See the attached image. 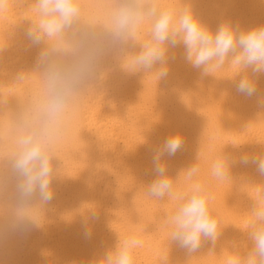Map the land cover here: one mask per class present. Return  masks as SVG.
<instances>
[{
    "label": "bare ground",
    "instance_id": "1",
    "mask_svg": "<svg viewBox=\"0 0 264 264\" xmlns=\"http://www.w3.org/2000/svg\"><path fill=\"white\" fill-rule=\"evenodd\" d=\"M78 2L81 16L66 39L75 45L87 34L89 42L54 58L72 66L88 54L89 45L101 52L95 76L80 88L72 119L55 146L54 196L45 205L39 203L38 193L28 200L21 197L10 162L18 150L22 117L45 90L43 65L38 63L44 45H31L25 35L38 19L35 0H6L0 9V264H89L114 246L118 236L132 233L142 241L134 264H226L230 255H243L250 245L246 212L254 202L239 193V186L244 180L259 183L264 177L254 167L237 164L234 184L213 179L209 168L220 152L239 157L262 150L264 107L256 97L236 93L228 67L202 77L184 61L182 47L169 50V57L175 58H169V74L162 80L153 72L125 74L117 61L120 49L138 51L149 38L150 23L143 25L134 44L115 45L106 29L117 0ZM161 2L180 7L184 0ZM194 8L213 29L224 19L241 28L264 23V0H194ZM21 74L23 78H18ZM259 87L264 92V77ZM174 131L184 134L185 143L175 156L165 157L168 172L175 177L197 162L198 179L212 197L210 209L222 232L215 246L205 240L195 252L175 243L169 246L164 220L178 201L152 198L143 186L154 178L144 139L156 146ZM233 143L243 148L234 149ZM98 164L104 170H98ZM187 191L183 177L175 181L176 194ZM91 204L96 205L95 219ZM25 205V214L43 227L19 217ZM86 219L90 236L85 235ZM232 241L237 247L228 243Z\"/></svg>",
    "mask_w": 264,
    "mask_h": 264
},
{
    "label": "clouds",
    "instance_id": "2",
    "mask_svg": "<svg viewBox=\"0 0 264 264\" xmlns=\"http://www.w3.org/2000/svg\"><path fill=\"white\" fill-rule=\"evenodd\" d=\"M5 6L6 0H0V9ZM34 10L38 19L29 25L25 35L31 45H44L38 63L43 65L45 90L22 117L18 150L10 162L21 197L28 200L38 193L39 203L45 205L54 196L52 159L55 146L72 119L80 88L95 76L101 49L89 45L88 54L72 66L60 63L54 57L78 50L89 42L87 34L75 45L66 39L80 19L79 2L35 0ZM145 23H150V34L139 44V50L120 49L117 61L122 72L128 75L153 72L158 80H162L169 74V58H175L174 55L169 57V50L182 47L184 61L192 69L199 70L202 77L214 76L217 71L228 67L233 70L231 79L235 82L236 93L247 99L256 97L264 107V92L259 87L260 78L264 77V23L241 28L231 19H224L213 29L197 14L194 0H184L180 7L165 6L161 0H117L106 30L115 45L134 44ZM51 41L55 43L49 47ZM18 78H23L22 74ZM184 143L185 137L180 131L169 132L156 146H149L148 139H144L143 146L149 147L151 152L154 178L143 186L152 198L178 201L174 211L164 220L170 233L169 246L175 243L181 249L195 252L205 240L215 246L222 232L210 209L212 197L207 186L198 179L200 168L197 162L180 170L175 177L168 172L165 157L175 156ZM232 147L243 148L237 143ZM237 164L254 167L264 177V146L261 151L242 152L239 157L220 152L210 162V176L217 181L231 180L235 184L233 168ZM97 169L104 170L103 164H98ZM181 177L188 184V191L176 194L174 183ZM249 188L251 192L246 190ZM239 193L246 194L254 202L246 212L249 217L246 236L250 245L243 255H230L226 264H264V181L244 180ZM27 207L20 208L19 217H27L37 227H43L38 220L25 214ZM89 211L91 218L95 219L96 205L89 207ZM85 235H91L87 219ZM228 243L237 247L234 241ZM141 245L142 241L135 233L123 238L118 236L114 246L102 256L94 257L89 264H134L135 250ZM69 264L78 262L70 261Z\"/></svg>",
    "mask_w": 264,
    "mask_h": 264
}]
</instances>
